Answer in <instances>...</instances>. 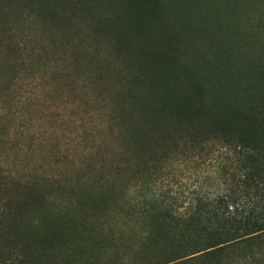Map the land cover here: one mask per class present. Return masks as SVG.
I'll list each match as a JSON object with an SVG mask.
<instances>
[{
    "label": "rangeland",
    "instance_id": "1",
    "mask_svg": "<svg viewBox=\"0 0 264 264\" xmlns=\"http://www.w3.org/2000/svg\"><path fill=\"white\" fill-rule=\"evenodd\" d=\"M151 1L40 0L39 15L22 17L15 11L24 4L25 11L35 9L33 1L11 0L1 20L0 40L17 42L26 62L9 87L8 66L0 64V174L20 182L46 176L42 190L71 210L70 219L61 222L59 245L67 243L73 251L61 250L62 261L129 264L152 224L146 209L151 198L168 212L185 214L196 199L222 188L216 151L153 154L149 165H155L146 171L121 163L136 156L121 145L129 138L117 136L110 123L117 120L107 118L116 117L118 93L123 100L117 104L126 110L139 99L131 97L137 84L130 76L116 78L121 64L112 56L111 33L118 32L139 55L153 48L155 37L163 38L170 54L171 22L187 31L178 47L190 67L201 65L202 56L220 61L222 36L209 0ZM250 2L244 15L264 14V0ZM64 11L77 14L64 18ZM200 11L204 18L198 20ZM85 21L103 32L86 35ZM4 25L8 34L1 31ZM99 70L105 74L98 76Z\"/></svg>",
    "mask_w": 264,
    "mask_h": 264
},
{
    "label": "trees",
    "instance_id": "2",
    "mask_svg": "<svg viewBox=\"0 0 264 264\" xmlns=\"http://www.w3.org/2000/svg\"><path fill=\"white\" fill-rule=\"evenodd\" d=\"M10 1L0 0V26ZM32 1L35 9L25 11L24 4L15 15H39L43 4ZM250 1L209 0L215 7L213 25L222 36L217 63L213 56H202L201 65L190 67L178 47L180 34L187 31L172 28L171 22L170 54L163 38L155 37L153 48L139 55L118 32L111 33L112 56L121 64L116 78L130 76L137 84L131 97L139 99L126 110L117 104L123 100L118 93L116 117L107 118L117 120L110 122L117 136L129 138L121 145L136 156L121 163L146 171L155 165H149L153 154L216 151L215 173L222 187L215 196L196 199L185 214L168 212L151 198L146 209L152 224L129 264H264V14L244 15ZM74 13L62 14L70 18ZM83 29L86 35L103 32L89 21ZM1 31L8 34V26ZM19 47L0 40L8 87L24 70ZM8 175L0 174V264H73L61 259V250L69 255L73 248L59 245L61 222L70 219L71 210L52 191L42 190L46 176L20 182Z\"/></svg>",
    "mask_w": 264,
    "mask_h": 264
}]
</instances>
